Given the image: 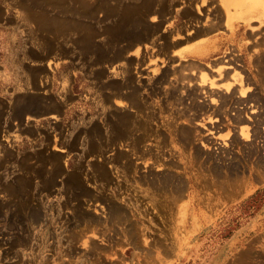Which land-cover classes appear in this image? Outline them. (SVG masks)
<instances>
[{"label":"rangeland","instance_id":"374dc122","mask_svg":"<svg viewBox=\"0 0 264 264\" xmlns=\"http://www.w3.org/2000/svg\"><path fill=\"white\" fill-rule=\"evenodd\" d=\"M193 5L0 0V264H264V129L231 135L246 33L187 64Z\"/></svg>","mask_w":264,"mask_h":264},{"label":"crops","instance_id":"0c3cea01","mask_svg":"<svg viewBox=\"0 0 264 264\" xmlns=\"http://www.w3.org/2000/svg\"><path fill=\"white\" fill-rule=\"evenodd\" d=\"M199 1L197 6L201 10L200 14L197 13L193 5L191 8L193 20L182 27L179 35L173 36L171 39L172 55L179 57L189 65L206 64L212 60L218 63L220 58H222L221 61L224 60V53L229 50L230 43L235 39L238 40L242 32L245 31V43H234L236 50L237 48L244 49V56L242 54L231 63H242L245 66V71L241 72L239 76H235L236 81L233 86L238 99L246 98L247 109L240 113L238 109H235V116L231 119L235 121L236 128H231V135L235 132L238 136L241 128L246 126L249 127V137L247 138L250 141L252 134L259 126L258 120L261 121V129H264V22L263 24L254 23L256 16L264 15V7L255 11L249 7V0H242L238 6L227 4V2L224 5V1L222 3V0H215L214 7L208 3L202 5ZM246 23H253L252 29H245L243 25ZM255 32H260V35ZM227 59L230 61V57ZM225 74L230 80L234 75L231 69ZM241 79L243 80L244 93L241 91L239 95L238 81ZM215 126L220 127L216 124ZM222 133L223 131H216V136Z\"/></svg>","mask_w":264,"mask_h":264},{"label":"bare ground","instance_id":"6f19581e","mask_svg":"<svg viewBox=\"0 0 264 264\" xmlns=\"http://www.w3.org/2000/svg\"><path fill=\"white\" fill-rule=\"evenodd\" d=\"M223 1H224V3H223ZM250 1V0H249ZM253 1H255V0H253ZM257 1V0H256ZM260 1H262V0H260ZM226 2H227V4H232V3H237L238 5L239 4H241V2H242V0H222V3L224 4V5H226ZM250 3V2H249ZM261 22H262V20H261ZM261 24H263V22L261 23ZM248 25V24H247ZM217 66H222V65H217ZM220 68V67H219ZM220 71H223V70H221V68L219 69V74H220ZM206 79V78H205ZM198 84V83H197ZM213 84V82H211V84L210 85H212ZM230 87V85H228L227 87H226V89L228 90V88ZM199 100V99H198ZM188 103V102H187ZM158 140V139H157Z\"/></svg>","mask_w":264,"mask_h":264}]
</instances>
